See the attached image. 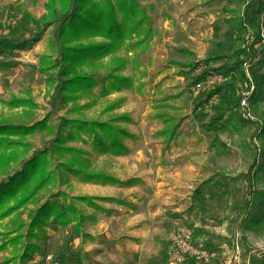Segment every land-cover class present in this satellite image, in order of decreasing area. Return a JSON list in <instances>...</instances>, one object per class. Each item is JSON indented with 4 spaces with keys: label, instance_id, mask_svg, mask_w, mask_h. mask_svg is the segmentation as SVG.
<instances>
[{
    "label": "rangeland",
    "instance_id": "rangeland-1",
    "mask_svg": "<svg viewBox=\"0 0 264 264\" xmlns=\"http://www.w3.org/2000/svg\"><path fill=\"white\" fill-rule=\"evenodd\" d=\"M135 1L146 8L150 17V23L144 26L150 28V35L139 46H132L136 37L124 42L116 53L126 62L121 73L132 79V86L110 91L84 109L87 117L103 120L129 113L132 122L122 124L132 134L124 139L129 152L122 156L97 155L90 140L71 142L91 153L95 168L114 175L116 182H83L72 177L68 184H61L59 189L84 212L85 221L63 233L49 225L48 244L27 264H67V259L78 252L91 261L108 264H165L172 246L169 237L180 228L200 233L198 243L211 251L202 264H259L264 259V226L250 225L244 201L248 199L246 174L254 150L259 157L264 148L263 137H252L257 131L254 122H264V97L257 103L245 98L228 117L226 128L221 129L217 115L219 106L232 97L229 88H223L197 110L195 107L202 103L206 92L234 83V74L196 94L195 69L187 65L193 59L202 61L224 52L233 39L227 22L230 14L218 0ZM45 2L0 0V38L13 35L10 31L14 28L27 38L33 37L35 32L31 34L28 29L34 30L35 26L28 23L26 13L41 17L46 12ZM249 5L248 19H253L264 43V0H253ZM55 28H45L28 49L0 52V100L24 96L30 90L38 105L37 117L51 112L53 88L46 87V74L40 71V65L44 55L55 59L59 53L51 44ZM99 69L104 73V68ZM244 70L250 78L257 65L246 62ZM253 90L254 86L247 94ZM100 91L101 86L93 90ZM121 98L124 101L119 108L103 112ZM92 99L82 98L79 104ZM3 111L9 109L0 102ZM65 113L66 108L54 112L51 122L59 121ZM162 114L181 124L180 133L170 142L157 134L164 128ZM240 115L249 120H241ZM258 186L264 189V181ZM81 195L116 200L94 199L96 207L73 200ZM90 212H94L92 220ZM13 215L0 220V233L8 231ZM142 230L143 238L126 236ZM88 232L95 238L91 239ZM7 239L0 235V245ZM216 245L220 248L217 252L212 249ZM11 249L9 244L0 249V264L12 257ZM72 264L89 263L75 260Z\"/></svg>",
    "mask_w": 264,
    "mask_h": 264
},
{
    "label": "trees",
    "instance_id": "trees-1",
    "mask_svg": "<svg viewBox=\"0 0 264 264\" xmlns=\"http://www.w3.org/2000/svg\"><path fill=\"white\" fill-rule=\"evenodd\" d=\"M218 1L224 3L226 12L230 14L227 22L233 31V39L224 52L202 61L193 59L187 65L192 70L203 66V75L209 72L224 76L234 74V83L218 85L206 92L202 103L195 107L197 110L223 88H229L232 97L229 102L219 106L217 115V120L222 122L219 127L224 129L228 117L242 106L245 98L249 103H257L264 97V43L260 32L255 31L253 19H248L249 2L253 0ZM45 9L46 12L39 18L26 13L28 23L35 26L34 30L28 29L31 34L35 32L33 37L27 38L14 28L10 31L13 35L0 38V52L28 49L45 28L55 25L51 44L52 49L54 47L59 52L55 59L52 55H44L40 65V71L46 74V87L53 88L50 93L51 112L37 117L38 105L30 90L24 96L0 100L9 109L8 112H0V220L14 213L8 231L0 233L1 236H8L7 241H2L0 249L7 248L8 244L12 246V257L5 259L3 264H27L34 254L48 244L49 225L63 233L68 227H80L85 221L84 212L69 200L68 193L59 189L61 184H68L72 177L83 182H116L114 175L95 168L91 153L71 142L90 140L97 155L122 156L129 152L124 139L132 134L122 125L132 122L129 113L112 115L103 120L100 117H87L84 109L110 91H121L132 86V79L121 73L126 62L116 53L124 42L136 37L132 46H139L150 35V28H144L150 23V17L146 8H141L135 0H46ZM241 11L244 12L240 14ZM12 36L17 37L13 39ZM246 62L257 65L250 78L244 70ZM99 68H104V73ZM203 75L196 76L193 84ZM99 86L101 91L94 93L93 90ZM252 86L254 90L248 95ZM89 97L93 99L79 104L82 98ZM123 101L124 98L114 101L103 112H113ZM65 108V115L52 123L53 113ZM239 117L243 121L249 120L243 115ZM162 118L164 128L157 134L170 142L180 133L181 124L163 114ZM254 123L257 131L252 137L264 138V122ZM258 154L259 157L254 150L253 161L246 174L245 193L248 199L244 201V211L250 217V225L264 226V189L258 188V184L264 181V148ZM94 199L116 200L90 195L76 196L73 200L97 207ZM199 235L198 232L192 234L193 242L210 254L211 251L203 243H198ZM212 249L217 252L220 248L216 245ZM75 260L108 264L91 261L82 252L69 257L67 264ZM259 261V264H264V259ZM202 262L189 258L186 264Z\"/></svg>",
    "mask_w": 264,
    "mask_h": 264
},
{
    "label": "built area",
    "instance_id": "built-area-1",
    "mask_svg": "<svg viewBox=\"0 0 264 264\" xmlns=\"http://www.w3.org/2000/svg\"><path fill=\"white\" fill-rule=\"evenodd\" d=\"M202 70L203 66L196 67L194 75H203ZM223 79L224 75L222 73H206L195 84L194 91L198 94L215 83L223 81ZM169 240L172 246L165 264H186L189 258H195L203 262L209 259V252L193 242L192 232L187 229H178L170 235Z\"/></svg>",
    "mask_w": 264,
    "mask_h": 264
},
{
    "label": "crops",
    "instance_id": "crops-1",
    "mask_svg": "<svg viewBox=\"0 0 264 264\" xmlns=\"http://www.w3.org/2000/svg\"><path fill=\"white\" fill-rule=\"evenodd\" d=\"M94 212H90V215L91 214H93ZM96 214V213H95ZM89 215V214H88ZM94 216H96V215H94ZM100 216H102V215H100ZM117 216V215H116ZM92 218H93V216L91 215V217H90V219L92 220ZM95 218V217H94ZM113 218H115V217H113ZM116 220V219H115ZM143 232H132V233H130V234H127L126 236L127 237H130V238H139V237H142L143 238V236L145 235V234H143L145 231L144 230H142ZM88 235H89V237L91 238V239H94L95 237L93 236V234L92 233H89L88 232ZM98 260H99V258H98Z\"/></svg>",
    "mask_w": 264,
    "mask_h": 264
}]
</instances>
